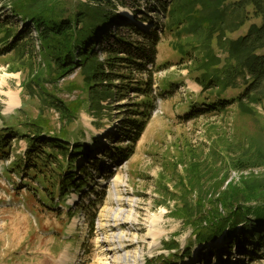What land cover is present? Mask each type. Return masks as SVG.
Returning <instances> with one entry per match:
<instances>
[{
	"label": "rangeland",
	"instance_id": "1",
	"mask_svg": "<svg viewBox=\"0 0 264 264\" xmlns=\"http://www.w3.org/2000/svg\"><path fill=\"white\" fill-rule=\"evenodd\" d=\"M4 1L0 0V20L15 23L9 9L4 10ZM103 1L105 9H113L114 15L124 18L114 22L110 32H120L146 45L144 38L127 25H140L138 21L149 17L156 23L152 29L161 43L156 63H144L146 72L129 65L118 67L117 73L133 88L122 99L102 102L101 111L90 108L89 93L78 68L57 83L43 84L65 105L77 106L75 118L63 122L59 112L44 103L37 92L35 96L29 94L26 84L32 72L26 60L14 53L3 54L6 46L0 43V135L7 128L25 134L24 124L42 114L53 133L65 129L69 133L70 152L77 143L87 154L77 160L74 170L78 181L86 179L83 192L69 191L61 201L56 185L54 201H49L58 167L66 166L69 157L58 155L56 162H45V166L41 160H31L35 167H14L12 163L18 158L26 160L27 140L11 139L8 156H0V264H126L122 260L125 255L130 256L127 264H149L161 256L172 261L182 259V251L189 247L191 256L183 254L180 264H264V248L255 240L248 242L252 232L246 238L237 236L229 254L233 241L223 238L226 233L201 245L196 242L194 229L171 214L186 196L193 203L200 191L217 194L241 181L264 195V102L253 105L251 113L241 111L237 102L225 111L205 112L206 105L218 100V89L205 92L199 85L203 56L195 52L199 42L184 31L186 26L170 31L169 18L157 2L147 0L126 7L111 0L113 7ZM238 1H227L228 19L223 26L227 42L245 36L253 24L263 23L252 6L241 10L236 6ZM40 4L68 15L97 7L91 0H42ZM134 9L142 14L135 18ZM240 21L244 25L234 30ZM109 47L110 41L102 40L94 48L103 63L109 59ZM181 47L188 54L184 55ZM212 47L222 67L228 57L226 48L217 39ZM32 62L37 70L47 73L40 59ZM149 79L153 81L150 95L143 92ZM72 87L76 89L70 91ZM246 89L245 85L228 89L222 98L237 99ZM129 119L146 123L136 144L133 127L126 128ZM117 149L134 152L128 161L120 163ZM42 178L46 184L40 183ZM149 231L158 232L156 244L149 239ZM172 241L180 245V251L167 250L165 244ZM222 244L224 248L216 252L217 256L211 255L212 248ZM201 254H209L211 261L205 258L202 262Z\"/></svg>",
	"mask_w": 264,
	"mask_h": 264
},
{
	"label": "trees",
	"instance_id": "2",
	"mask_svg": "<svg viewBox=\"0 0 264 264\" xmlns=\"http://www.w3.org/2000/svg\"><path fill=\"white\" fill-rule=\"evenodd\" d=\"M91 1L97 6L95 9L87 7L86 11L81 10L74 15H68L59 13L50 5L42 7L40 4L42 0H5L3 8L9 9V14L12 15L10 18L15 19V23L9 24L0 20V35H3L0 43L6 46L3 54L14 53L22 60H26L25 65L32 72L26 84L29 94L35 96L37 92L42 101L49 107L55 108L66 123H70L75 118L77 106L65 105L49 94L43 87L44 83H57L79 68L83 75L84 86L89 93L90 108L101 111L102 102L116 98L122 99L125 97L124 94L133 88L131 82L126 83L125 76L117 73L118 67L129 65L130 69L136 67V71L146 72L144 63L150 65L156 63L157 48L161 43V38L156 31L152 29L148 32L136 25L127 26L132 33L144 38L146 45H140L139 42L132 41L120 32H110L112 24L123 22L124 18L114 15L113 9H105L103 0ZM116 1L127 7L130 3L139 4L147 0ZM148 1L157 2L163 8V13H166L169 18L167 26L170 31L175 27L186 26L184 31L199 42V48L195 49V52L203 56L199 67L201 73L199 85L205 92L218 89L216 92L218 100L206 105L205 112L225 111L237 102L241 111L251 113L254 112L253 105L264 102V54H260L264 50V0H239L236 3L241 10L252 6L257 16L262 18L263 23L261 26L253 24L245 36L228 42L223 29L228 19L226 12L228 0ZM105 3L113 6L111 0H105ZM140 12V9H134L135 15H141ZM143 20L149 24H156L149 17ZM243 25L244 21H240L234 30ZM178 34L182 35L183 32ZM214 39L226 48L228 54L226 64L222 67H220L222 61L213 51ZM102 40L110 41V47L107 50L109 59L106 63L99 60L94 49ZM180 50L184 55L188 54L183 47ZM33 59H40L47 73L37 70L32 62ZM196 59L199 60V57ZM117 80L120 81L119 84L115 83ZM152 82V79H149L146 90H137L150 95ZM241 85L247 86L246 93L242 97L230 101L222 98L228 89H237ZM75 89L76 87H72L70 91ZM148 106L151 107V104L149 103ZM138 114L142 117L146 116L145 113ZM127 124L126 128L132 126L134 129L133 143L136 144L146 128V123L129 119ZM24 127L25 134L7 128L0 135V156H8L6 150L11 139L22 138L27 140L24 155L26 160L18 158L12 163L14 167H35L31 160L34 163L41 160L43 162L41 166H45V162L49 164L56 162L58 155H62L65 159L69 157L66 166L58 167L57 181L52 182L53 191L48 200L54 201L56 185H58L57 198L61 201L68 196L69 191L82 193L86 179L78 181L74 177V170L77 169V160L81 156L87 157L83 146L76 143L70 152L67 139L69 133L66 129L53 133L49 122L43 118L42 114L37 119L25 123ZM117 150L119 155L116 158L120 159V163L128 161L134 152L133 150L130 152ZM90 164H94V161ZM43 176H46L45 171ZM42 180L41 184L47 183L44 178ZM239 184L230 185L228 189L217 194L200 191L197 200L193 203L186 196L179 205L174 207L171 214L175 219L182 220L186 227L194 229L196 242L201 245L213 242L228 232L226 239L230 238V241H233L228 251L231 252L237 236L244 235L246 238L252 232L250 237L252 240L248 242L256 241L261 248H264V195L259 194L254 186H250L245 181ZM42 187L47 188V186ZM192 187L196 189L194 184ZM44 204L47 203L44 202ZM165 246L169 251L181 250L180 245L175 241L166 243ZM185 253L188 257L191 256V248L189 247L187 252L182 251V259L172 261L161 256L151 260L149 264H180Z\"/></svg>",
	"mask_w": 264,
	"mask_h": 264
},
{
	"label": "bare ground",
	"instance_id": "3",
	"mask_svg": "<svg viewBox=\"0 0 264 264\" xmlns=\"http://www.w3.org/2000/svg\"><path fill=\"white\" fill-rule=\"evenodd\" d=\"M153 223H154V222H153ZM155 223H157V222H155ZM155 223H154V224H155ZM155 234H156V235H155ZM147 235L149 236V239L152 238V239L154 240V244H156V239H157L158 232L155 233V232H153V231H149ZM151 236H152V237H151ZM120 237H122V236H120ZM129 257H130L129 255H125V257H123L122 260L127 264V263H128L127 261L129 260ZM120 259H121V258H120ZM138 264H139V262H138Z\"/></svg>",
	"mask_w": 264,
	"mask_h": 264
}]
</instances>
